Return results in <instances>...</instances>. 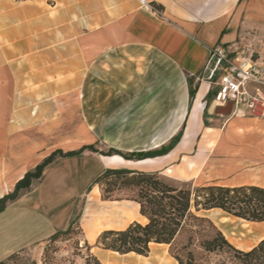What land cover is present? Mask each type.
<instances>
[{"label":"crops","instance_id":"crops-1","mask_svg":"<svg viewBox=\"0 0 264 264\" xmlns=\"http://www.w3.org/2000/svg\"><path fill=\"white\" fill-rule=\"evenodd\" d=\"M27 2L33 28L21 31L33 30V39L1 51L0 199L52 152L95 151L59 158L0 212V264L39 256L68 228L73 194L85 187L92 193L88 215L97 202L103 211L80 221L83 243L99 264H178L163 244H150L146 256L96 247L101 232L146 221L134 202L99 200L95 181L124 169L193 185L207 179L264 188V119L217 114L225 106L212 101L203 69L217 47L233 58L251 48L253 62L264 65V0ZM178 135L172 149L159 153ZM109 150L157 154L134 160L104 155ZM228 217L213 223L236 249L250 250L264 238V222L242 220L260 233L254 243V234L235 231L229 222L240 220ZM238 234L250 242H232Z\"/></svg>","mask_w":264,"mask_h":264},{"label":"trees","instance_id":"trees-1","mask_svg":"<svg viewBox=\"0 0 264 264\" xmlns=\"http://www.w3.org/2000/svg\"><path fill=\"white\" fill-rule=\"evenodd\" d=\"M194 90H190V98ZM180 135L176 136L160 151L164 153L174 147ZM63 153L52 152L16 182L11 193L0 199V212L8 204L28 192L33 181L39 180L45 168L56 158L73 157L84 150ZM116 154L125 159L141 160L157 153L122 154L109 150L104 155ZM95 185L106 186L103 201H131L137 204L139 215L145 223L134 221L123 230H105L97 237L95 246L120 255L134 253L146 256L150 244L168 246L170 256L178 264H199L200 254L224 255L231 264H264V238L252 249L241 251L233 247L213 221L205 215L211 210H220L227 216L249 223L264 222V188L247 185L229 187L215 183L193 185L191 182L174 181L157 172H134L124 169L106 170ZM131 191L132 196L112 198V188ZM70 229V226L66 231ZM66 232L51 237L55 241ZM93 264H99L94 259Z\"/></svg>","mask_w":264,"mask_h":264},{"label":"rangeland","instance_id":"rangeland-1","mask_svg":"<svg viewBox=\"0 0 264 264\" xmlns=\"http://www.w3.org/2000/svg\"><path fill=\"white\" fill-rule=\"evenodd\" d=\"M32 9L33 2H27V0H0V60L3 59L1 55L3 46H9L12 50H14L17 47L19 38L22 40L29 37L33 39V30L26 34L21 31V27H23V25L30 26L31 29L33 28V17L31 16ZM7 13L8 15H6ZM1 14H3V17H1ZM57 161H59V158H56L53 163ZM60 167L58 166V169ZM204 180L207 179L198 180L196 184L202 185L203 183H212L211 181L207 182ZM38 181L39 180L33 181L32 186ZM221 183H225L224 178L221 179ZM32 186L30 187V190ZM97 187L99 190L97 194L98 199L103 201L102 198L106 196V192H104L106 190V186L104 185L100 187L97 185ZM89 189L90 187H85L81 193L73 194L74 198L76 197L75 207L69 222L70 229L66 231L68 229L67 228L65 231H62L66 232L65 234L60 235L55 241L50 239L49 242L45 244L39 256H37L36 253H29V256H14L12 260L20 261L19 259H23L25 264H93L94 260L89 253L88 246L83 243V233L80 228L81 219L85 220V215L90 213L89 207L91 204L92 193H90L91 190ZM112 190L113 193L109 195L112 198L123 199L132 196V192L129 190L121 191L120 189H117V187H113ZM99 206L100 204L97 202L93 210L94 213H91V215L86 217L88 221H90L93 216L95 217L103 214V211H100L101 208ZM206 214L213 222H216L219 219L226 220L229 218L220 210H212ZM229 224L232 228H235L234 230L237 232H247L248 234L253 233L254 243L261 237L260 233H255L257 229H255L252 224L238 220H233V222L230 221ZM250 238L251 237L249 236L246 237L238 234L232 242H242L244 239L250 242ZM198 262L199 264H231V262L225 260L224 255L219 254H200L198 256Z\"/></svg>","mask_w":264,"mask_h":264},{"label":"built area","instance_id":"built-area-1","mask_svg":"<svg viewBox=\"0 0 264 264\" xmlns=\"http://www.w3.org/2000/svg\"><path fill=\"white\" fill-rule=\"evenodd\" d=\"M253 54L247 48L233 58L226 49L217 47L210 51L203 69L214 103L229 105L233 115L243 111L251 118L264 119V65H256Z\"/></svg>","mask_w":264,"mask_h":264},{"label":"water","instance_id":"water-1","mask_svg":"<svg viewBox=\"0 0 264 264\" xmlns=\"http://www.w3.org/2000/svg\"><path fill=\"white\" fill-rule=\"evenodd\" d=\"M230 111V106L229 105H226L225 107L223 108H218L216 110V113L217 114H221V115H227Z\"/></svg>","mask_w":264,"mask_h":264},{"label":"bare ground","instance_id":"bare-ground-1","mask_svg":"<svg viewBox=\"0 0 264 264\" xmlns=\"http://www.w3.org/2000/svg\"><path fill=\"white\" fill-rule=\"evenodd\" d=\"M240 221H242V220H240ZM254 240V239H253ZM260 242V241H259Z\"/></svg>","mask_w":264,"mask_h":264}]
</instances>
